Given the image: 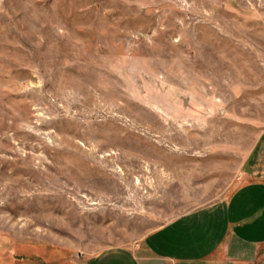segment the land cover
Instances as JSON below:
<instances>
[{"label": "rangeland", "instance_id": "374dc122", "mask_svg": "<svg viewBox=\"0 0 264 264\" xmlns=\"http://www.w3.org/2000/svg\"><path fill=\"white\" fill-rule=\"evenodd\" d=\"M263 131L264 0H0V264L135 247Z\"/></svg>", "mask_w": 264, "mask_h": 264}, {"label": "crops", "instance_id": "0c3cea01", "mask_svg": "<svg viewBox=\"0 0 264 264\" xmlns=\"http://www.w3.org/2000/svg\"><path fill=\"white\" fill-rule=\"evenodd\" d=\"M242 179L228 198L180 216L133 248L84 264H264V131L244 162Z\"/></svg>", "mask_w": 264, "mask_h": 264}]
</instances>
